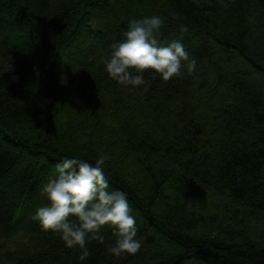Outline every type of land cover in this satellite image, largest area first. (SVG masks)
<instances>
[{
    "label": "trees",
    "instance_id": "16d2710c",
    "mask_svg": "<svg viewBox=\"0 0 264 264\" xmlns=\"http://www.w3.org/2000/svg\"><path fill=\"white\" fill-rule=\"evenodd\" d=\"M152 15L196 69L121 86L103 58ZM101 152L142 247L112 256L105 226L84 264H264V0H0V264H78L31 217L57 162Z\"/></svg>",
    "mask_w": 264,
    "mask_h": 264
},
{
    "label": "clouds",
    "instance_id": "9594fccd",
    "mask_svg": "<svg viewBox=\"0 0 264 264\" xmlns=\"http://www.w3.org/2000/svg\"><path fill=\"white\" fill-rule=\"evenodd\" d=\"M164 18L152 15L128 22L122 40L111 45L103 58L104 71L111 80L124 87L146 86L144 73L152 70L164 81L196 69L192 58L180 39L164 40L161 29ZM185 31V27H180ZM79 143H87L83 136ZM109 155L101 152L94 164L80 157H65L55 165V174L41 187L47 201L32 215L42 229L59 234L64 246L78 248V264L90 256L88 243L105 242L102 229H112L115 241L107 251L114 257L135 255L141 250L136 217L126 193L112 189L105 173ZM74 218V219H73Z\"/></svg>",
    "mask_w": 264,
    "mask_h": 264
}]
</instances>
